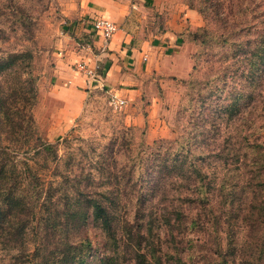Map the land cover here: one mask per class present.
Listing matches in <instances>:
<instances>
[{
	"label": "rangeland",
	"instance_id": "obj_1",
	"mask_svg": "<svg viewBox=\"0 0 264 264\" xmlns=\"http://www.w3.org/2000/svg\"><path fill=\"white\" fill-rule=\"evenodd\" d=\"M92 4L0 0V55L9 62L0 69V90L26 78L16 54L32 51L40 78L38 130L57 148V155L31 151L19 156L18 171L28 162L45 181L41 202L52 191L59 205H51V212L48 206L37 210L43 233L54 241L63 232L77 233L65 209L76 202L86 208L78 194L84 189L111 201L120 241L116 246L91 217L83 230L92 241L86 264L115 259L119 264H264V0H147L133 19L134 33L158 44L165 31L181 30L177 44L190 53V74L165 87L155 68L158 84L141 94L135 108L115 109L102 87L87 82L81 109L68 117L48 92L56 84V62L65 43L84 36L80 29ZM176 139L187 143L182 154L188 161L199 164L198 183L208 199H194L196 194L191 199L181 185L189 165L175 169L179 146L157 149ZM164 157L173 159L171 172L163 167ZM47 213L60 215L61 224L46 223ZM123 215L138 216L142 224L130 226L129 238ZM36 231H28L30 244ZM9 258L0 248V264Z\"/></svg>",
	"mask_w": 264,
	"mask_h": 264
},
{
	"label": "trees",
	"instance_id": "obj_2",
	"mask_svg": "<svg viewBox=\"0 0 264 264\" xmlns=\"http://www.w3.org/2000/svg\"><path fill=\"white\" fill-rule=\"evenodd\" d=\"M199 10L204 12L203 8H199ZM16 56L19 58L17 65L20 66V71L26 72L27 76L18 82V86L16 84L13 88L4 84L0 90V248L10 256L9 261L3 264H86L92 241L84 234L83 230L89 219L93 217L99 221L104 232L114 240L116 246H119L120 241L116 237V228L114 227L117 215L114 214L115 210H112L111 204H109L111 201L107 198L102 200L88 190L78 189L80 200L86 205V208H80L81 204L76 202L65 209V219L77 229V233L63 232L57 241H54L53 237L47 238V234L43 233L44 228L38 224L37 210L42 209L43 206L46 210L48 206V211L51 212L53 210L51 205H59H54L52 191L45 197L44 202H41L40 188L45 186V181L36 170L35 172L32 170L28 162L24 163L25 170L18 171L19 156L21 153L31 151H35L37 154L49 152L57 155V148L44 140L38 130L35 107L39 101L40 78L33 68L34 55L32 51L25 49L18 52ZM8 64V59L0 55V69ZM198 96V100L203 101L201 94ZM200 106L201 104L197 106L198 114H201ZM199 118L198 115L197 119L200 120ZM212 124L215 125V122ZM219 128L220 126H217V129ZM197 132L199 134V131ZM216 132L218 133V131ZM214 138L218 139L217 135ZM196 140L198 141V138ZM171 145L179 146L174 157L177 163L175 169L182 170L186 164L192 168L190 171L188 167L186 171L188 179L181 185L192 193L191 199L195 194L198 196L194 199L198 197L208 199L209 193L206 190H200L204 184L198 183L201 172L199 164L195 161H188L187 156L182 154L184 147L187 146L185 141L176 139V142H161L157 149L160 151ZM172 160L164 157L163 167H171ZM172 168H169L168 171L171 172ZM180 174L184 175L182 172ZM13 176L14 179L11 181ZM18 177L23 179L25 186L31 188V194L24 193L25 187L21 186L22 183L20 179L17 180ZM162 183L164 187L161 191L165 192L168 181L163 179ZM44 219L46 223L52 221V227L61 224L58 214L53 218L48 214L46 217L44 216ZM120 219L124 224L122 227L128 238L131 235L130 226L135 224L138 228L142 226L138 216L130 218L123 215ZM36 229L34 244H30L28 231ZM50 245H52L51 249H49ZM15 250L17 252H14ZM109 264H119V261L115 259L109 261Z\"/></svg>",
	"mask_w": 264,
	"mask_h": 264
},
{
	"label": "crops",
	"instance_id": "obj_3",
	"mask_svg": "<svg viewBox=\"0 0 264 264\" xmlns=\"http://www.w3.org/2000/svg\"><path fill=\"white\" fill-rule=\"evenodd\" d=\"M146 1L92 0V6L87 8L86 22L80 29L84 36H71L65 43L63 56L56 62V84L48 92L47 98L56 99L68 117L81 109L86 93L87 78L83 72L74 69L76 61L98 65V77L92 84L102 87L110 98L113 94L125 98L127 104L124 106L130 108L139 104L144 91L156 86L155 68L158 74L161 73L159 79L165 87L175 78L190 74V53L185 46L177 44L181 30L165 31L158 44L134 33L133 19L138 16L137 9L145 7ZM188 15L196 17L191 11ZM99 16L110 18L119 26L108 46L93 26L94 19ZM155 96L151 98H157ZM135 114L132 112L131 117L135 118Z\"/></svg>",
	"mask_w": 264,
	"mask_h": 264
},
{
	"label": "built area",
	"instance_id": "obj_4",
	"mask_svg": "<svg viewBox=\"0 0 264 264\" xmlns=\"http://www.w3.org/2000/svg\"><path fill=\"white\" fill-rule=\"evenodd\" d=\"M95 31L101 35L104 39V45L108 46L111 42L112 37L117 32L119 26L110 18L99 16L94 19L93 23ZM75 70L81 71L85 74L87 82L93 83L98 77V71L96 66H92L84 60L76 61L73 64ZM109 103L115 109H118L127 104V100L113 94L109 100Z\"/></svg>",
	"mask_w": 264,
	"mask_h": 264
}]
</instances>
